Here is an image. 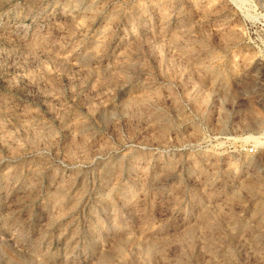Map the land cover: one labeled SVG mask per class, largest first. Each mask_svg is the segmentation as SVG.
Wrapping results in <instances>:
<instances>
[{"label":"rangeland","instance_id":"obj_1","mask_svg":"<svg viewBox=\"0 0 264 264\" xmlns=\"http://www.w3.org/2000/svg\"><path fill=\"white\" fill-rule=\"evenodd\" d=\"M0 264H264V0H0Z\"/></svg>","mask_w":264,"mask_h":264},{"label":"built area","instance_id":"obj_2","mask_svg":"<svg viewBox=\"0 0 264 264\" xmlns=\"http://www.w3.org/2000/svg\"><path fill=\"white\" fill-rule=\"evenodd\" d=\"M247 151H248L249 153H254V152H255V148H254V147H251V148L247 149Z\"/></svg>","mask_w":264,"mask_h":264}]
</instances>
